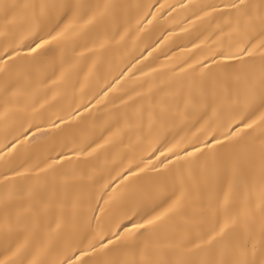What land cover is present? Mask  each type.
<instances>
[{
  "label": "bare ground",
  "instance_id": "bare-ground-1",
  "mask_svg": "<svg viewBox=\"0 0 264 264\" xmlns=\"http://www.w3.org/2000/svg\"><path fill=\"white\" fill-rule=\"evenodd\" d=\"M233 2L0 0V261L72 264L119 230L109 248L125 264H232L241 250L264 264V126H244L264 99L237 102L230 74L242 62L222 56L252 47L243 59L259 67L264 50L253 47L259 28L237 31ZM246 3L255 12L262 0ZM42 4L84 5L96 19L32 53L73 21L68 7ZM177 199L155 231L124 232Z\"/></svg>",
  "mask_w": 264,
  "mask_h": 264
},
{
  "label": "snow or ice",
  "instance_id": "snow-or-ice-1",
  "mask_svg": "<svg viewBox=\"0 0 264 264\" xmlns=\"http://www.w3.org/2000/svg\"><path fill=\"white\" fill-rule=\"evenodd\" d=\"M49 7L55 8H65L68 7L72 13H73V21H71L68 25L65 26V29L57 32L55 35H53L51 32L48 33L47 36H40L37 38L36 41H34L33 46L30 47V52L32 53H38V50L43 49L45 46L51 44L54 41H60L61 39H65L68 36L72 34L74 31V26L80 24L81 22L85 24H91L96 19L95 15H92L91 17H88L87 19L84 18V5H47L42 4L41 9L46 10ZM232 9L235 10V21H236V28L237 31L243 32L246 35L254 32L257 28L260 29V41L258 45H254L258 50H264V0H262V3L260 5H256V11L253 12L252 8L253 5H250L246 3V0H234V2L229 5ZM253 54V48L252 47H241L239 50L235 53L228 52V53H222V56L224 59H240L241 60V67L240 70L230 74L231 76H234L236 79V90H237V102H239V99L243 97L245 100H247L249 97L255 96L257 93V90L260 91L262 99H264V51L261 52V61L259 64V67L255 65L254 62L243 59L245 56H252ZM16 55H19L17 52ZM8 59H14L12 53H7ZM6 63V61L0 60V65ZM2 70V69H0ZM225 99L227 101H231L230 96H226ZM241 119L243 117H240ZM237 117H233V123L236 122ZM259 122L261 126H264V113H261V115L257 118V120H252L251 123L245 122L244 126L247 128H251L254 124ZM229 132L227 135H232L233 130H231V127L229 125ZM213 140L216 144H220L221 140L218 137H213ZM169 151H172L169 149ZM196 151H200L199 148L196 149ZM163 155V153H162ZM176 159H180V154L176 153ZM188 155H192V153H188ZM239 161H236V166L238 167ZM143 171V169L141 170ZM133 199H139V200H149L151 199V194L148 192H139L134 194ZM182 207V201L180 199H177L174 201L169 207L165 208L160 213L150 216L149 218L145 219L143 222L135 221L132 223L131 227H128L127 225L124 226V232L127 234H132L134 232H140L141 229L145 230H152L155 231L157 228H159L166 220L171 219L173 215H175L180 208ZM124 218L131 220L132 217L127 212L124 214ZM232 223H235V220L232 221ZM229 226L228 222L225 223L224 227L220 228L219 233H216L213 235L210 240L208 241L211 243L212 241L216 240L217 236H220L222 239L225 235V229ZM117 229L120 228V224H116ZM121 232L119 230L112 231L111 235L107 236L106 242H105V234L101 233L100 235V242H91L89 243L88 247L86 249H82L80 252V257L77 258L76 261L72 262V264H125V262L121 261L118 255H115V249L109 248V245H113L116 240H119L121 238ZM262 238H264V233H262ZM188 247L183 242L176 244L175 248L178 251H182ZM196 247H199V245H196ZM228 249H225L226 252ZM19 251V250H18ZM99 252L104 257L103 260H91V259H83V257H88L92 255L93 253ZM241 257L238 260H235L232 262V264H249V261L246 258V250H241ZM0 264H4L3 261H0ZM33 264H36L35 261H33ZM135 264V262H133ZM145 264H153L152 261H146ZM158 264H173L172 261L169 260H162L159 261ZM174 264H192L191 261L178 258L174 262ZM202 264H229L228 261L221 259L219 261L216 260H208L202 262Z\"/></svg>",
  "mask_w": 264,
  "mask_h": 264
}]
</instances>
